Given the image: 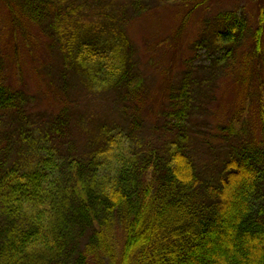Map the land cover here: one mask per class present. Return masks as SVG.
Instances as JSON below:
<instances>
[{
	"label": "trees",
	"instance_id": "1",
	"mask_svg": "<svg viewBox=\"0 0 264 264\" xmlns=\"http://www.w3.org/2000/svg\"><path fill=\"white\" fill-rule=\"evenodd\" d=\"M95 1L91 22L81 12L88 0H23V8L52 30L62 79L127 107L139 79L125 22L148 0ZM204 25L194 46L211 74L245 43L248 24L226 10ZM263 32L264 6L251 36L257 50ZM3 62L0 55V264H264V152L236 147L202 166L185 134L143 144L135 136L142 123L125 115L76 136L70 113L41 120L25 107Z\"/></svg>",
	"mask_w": 264,
	"mask_h": 264
},
{
	"label": "rangeland",
	"instance_id": "2",
	"mask_svg": "<svg viewBox=\"0 0 264 264\" xmlns=\"http://www.w3.org/2000/svg\"><path fill=\"white\" fill-rule=\"evenodd\" d=\"M48 1L54 5L61 0ZM88 2L81 12L91 22L100 6L95 0ZM263 6L264 0H148L143 14L125 22L135 46L139 84L123 107L110 95L92 97L76 79H62L64 63L47 22L26 12L23 0H0V55L6 81L24 90L25 107L39 119L70 113L78 120L76 136L77 130L93 129L100 120L112 124L125 115L142 123L135 136L143 144L162 147L173 136L185 134L189 151L202 166L218 164L236 147L264 152V32L260 50L251 37ZM226 10L245 18L247 36L233 59L210 74L201 65L209 60L194 44L205 21ZM188 76L190 83L184 87ZM184 88L188 98L179 97ZM182 109L184 119L179 116Z\"/></svg>",
	"mask_w": 264,
	"mask_h": 264
}]
</instances>
